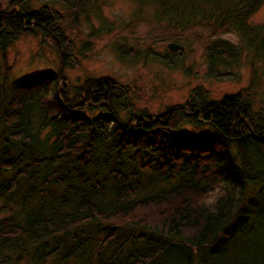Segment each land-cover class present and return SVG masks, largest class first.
<instances>
[{"label": "trees", "instance_id": "1", "mask_svg": "<svg viewBox=\"0 0 264 264\" xmlns=\"http://www.w3.org/2000/svg\"><path fill=\"white\" fill-rule=\"evenodd\" d=\"M262 2L166 0L161 17L181 26L211 19L217 29L235 26L254 34L250 43L264 58V23L246 22ZM64 22L48 5L7 0L0 7V61L6 64V50L22 35L42 33L61 64L75 66ZM228 43L218 38L208 45L207 76L230 77L218 69L239 57ZM157 58L172 64L168 56ZM6 70L0 264H187L175 241L203 250V264H264V200L247 214L253 227L244 229V220L234 238L227 231L264 178V115L253 110L248 89L213 99L197 85L186 102L152 118L133 109L128 90L111 76L88 77L70 90L60 69L48 70L7 88ZM230 240L236 245L231 260Z\"/></svg>", "mask_w": 264, "mask_h": 264}, {"label": "rangeland", "instance_id": "2", "mask_svg": "<svg viewBox=\"0 0 264 264\" xmlns=\"http://www.w3.org/2000/svg\"><path fill=\"white\" fill-rule=\"evenodd\" d=\"M76 1L61 4L56 0H30L33 8L48 5L65 15L64 26L74 47L71 61H75V66L64 67L51 39L42 33L24 34L6 50V64L0 61V80L9 67L7 88L17 79H29L48 70L56 72L60 69L70 90L88 77H114L131 95L133 109H145L152 118L171 105L186 102L197 85L207 89L209 98L213 99L248 89L253 110L264 115V58L250 43L254 34L246 36L241 29L226 24L217 29L219 23L213 19L208 22L195 20L185 26L170 20L165 22L161 11L166 0H84L75 5ZM6 5L7 0H0V7L6 8ZM246 22L254 28L264 23V0ZM218 38L239 51L236 62L218 67L228 71L229 78L206 74L207 47ZM170 43L176 44L174 50L168 48ZM164 56L169 57L171 65L157 58ZM202 131H207V127ZM258 157L262 159V152ZM214 196L212 193L205 199L211 201ZM261 200H264V178L253 184L230 221L227 231L233 238L237 225L247 214L251 216L261 208ZM254 223L255 220L249 217L242 227H253ZM174 243L173 248L182 249L184 255L181 258L189 264L204 263L203 250L177 241ZM224 245L225 241L214 248ZM233 245L231 248L230 240L227 251L230 260L236 248L234 241ZM176 256L177 252H173L169 259L174 261Z\"/></svg>", "mask_w": 264, "mask_h": 264}, {"label": "water", "instance_id": "3", "mask_svg": "<svg viewBox=\"0 0 264 264\" xmlns=\"http://www.w3.org/2000/svg\"><path fill=\"white\" fill-rule=\"evenodd\" d=\"M168 48L171 50H174L176 48V44L175 43H170L168 44Z\"/></svg>", "mask_w": 264, "mask_h": 264}]
</instances>
